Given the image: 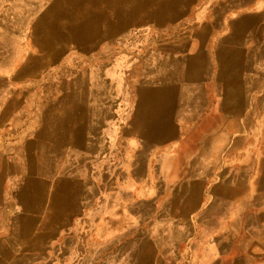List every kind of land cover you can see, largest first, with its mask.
I'll use <instances>...</instances> for the list:
<instances>
[{
	"label": "crops",
	"instance_id": "obj_1",
	"mask_svg": "<svg viewBox=\"0 0 264 264\" xmlns=\"http://www.w3.org/2000/svg\"><path fill=\"white\" fill-rule=\"evenodd\" d=\"M83 243L264 264V0H0V264Z\"/></svg>",
	"mask_w": 264,
	"mask_h": 264
},
{
	"label": "rangeland",
	"instance_id": "obj_2",
	"mask_svg": "<svg viewBox=\"0 0 264 264\" xmlns=\"http://www.w3.org/2000/svg\"><path fill=\"white\" fill-rule=\"evenodd\" d=\"M80 55L81 53L76 51V49H67L66 57L64 58V55H62L60 63L53 65L45 73V78L43 84L41 85L45 93L57 92L62 81L65 79L73 80L74 73L77 71L79 66ZM133 81L134 80H132L131 85L134 84ZM81 247L82 248L80 249L82 250H74L72 255L68 258L64 255H59L55 264H108L106 262V255H100V252L102 251L101 248L94 249L90 245L86 246L84 243Z\"/></svg>",
	"mask_w": 264,
	"mask_h": 264
},
{
	"label": "bare ground",
	"instance_id": "obj_3",
	"mask_svg": "<svg viewBox=\"0 0 264 264\" xmlns=\"http://www.w3.org/2000/svg\"><path fill=\"white\" fill-rule=\"evenodd\" d=\"M105 85V84H104ZM108 263V262H107ZM123 264V263H122Z\"/></svg>",
	"mask_w": 264,
	"mask_h": 264
}]
</instances>
